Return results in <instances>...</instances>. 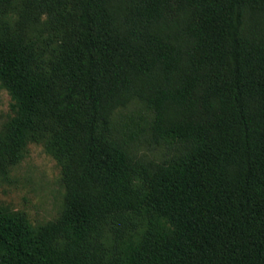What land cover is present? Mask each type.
<instances>
[{
    "label": "trees",
    "instance_id": "trees-1",
    "mask_svg": "<svg viewBox=\"0 0 264 264\" xmlns=\"http://www.w3.org/2000/svg\"><path fill=\"white\" fill-rule=\"evenodd\" d=\"M0 90V184L41 144L64 189L0 264H264V0H0Z\"/></svg>",
    "mask_w": 264,
    "mask_h": 264
},
{
    "label": "rangeland",
    "instance_id": "rangeland-1",
    "mask_svg": "<svg viewBox=\"0 0 264 264\" xmlns=\"http://www.w3.org/2000/svg\"><path fill=\"white\" fill-rule=\"evenodd\" d=\"M7 110V95L0 90V116ZM118 123L140 130L151 118V112L137 101L116 112ZM143 134H141V138ZM142 141V140H141ZM141 151L158 157L160 151L141 142ZM19 164L11 170V182L0 184V204L27 213L32 223L54 219L62 206L64 189L60 167L41 144H30Z\"/></svg>",
    "mask_w": 264,
    "mask_h": 264
}]
</instances>
